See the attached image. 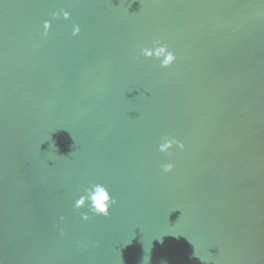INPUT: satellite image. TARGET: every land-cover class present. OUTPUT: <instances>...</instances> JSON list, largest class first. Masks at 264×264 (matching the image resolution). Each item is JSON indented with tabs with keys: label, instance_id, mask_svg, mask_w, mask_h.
I'll return each instance as SVG.
<instances>
[{
	"label": "water",
	"instance_id": "obj_1",
	"mask_svg": "<svg viewBox=\"0 0 264 264\" xmlns=\"http://www.w3.org/2000/svg\"><path fill=\"white\" fill-rule=\"evenodd\" d=\"M0 264H264V0H0Z\"/></svg>",
	"mask_w": 264,
	"mask_h": 264
},
{
	"label": "clouds",
	"instance_id": "obj_2",
	"mask_svg": "<svg viewBox=\"0 0 264 264\" xmlns=\"http://www.w3.org/2000/svg\"><path fill=\"white\" fill-rule=\"evenodd\" d=\"M70 13L65 11L63 12V17L65 19L69 18ZM51 27L50 21L44 22V28H45V35L48 34V29ZM81 29L79 25L74 26L73 35H78L80 33ZM159 44V42H157ZM167 53L165 58L162 61L163 67H170L176 62V54L173 51H170L167 45H163V47L158 48L156 54L157 56L163 55L164 53ZM144 56H151V52L147 48L143 49ZM169 144H178L181 149H183L185 146L183 143H180L179 141H176L174 138H170V140L166 141L163 145V149L167 150L169 147ZM174 168V165L171 163L162 165V169L165 173L171 172ZM90 192V200H91V206L89 208V211L96 216H103V217H109L111 215V209L113 205L116 203V200L114 197L110 194L109 190L102 184H94L92 188L88 189ZM88 200L89 197H80L75 202V208L80 209L82 207L88 206ZM61 221L64 220V217L60 218ZM82 219L84 221H88L91 219V216L88 213L82 214ZM61 234L63 235V230H61Z\"/></svg>",
	"mask_w": 264,
	"mask_h": 264
}]
</instances>
